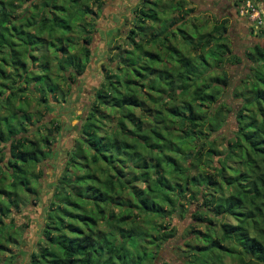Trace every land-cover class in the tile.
Listing matches in <instances>:
<instances>
[{
  "label": "trees",
  "instance_id": "obj_1",
  "mask_svg": "<svg viewBox=\"0 0 264 264\" xmlns=\"http://www.w3.org/2000/svg\"><path fill=\"white\" fill-rule=\"evenodd\" d=\"M188 1L137 0L73 93L106 1L0 0V264H169L177 236L179 264H264V45L231 48L227 18ZM82 87L24 252L53 109Z\"/></svg>",
  "mask_w": 264,
  "mask_h": 264
},
{
  "label": "rangeland",
  "instance_id": "obj_2",
  "mask_svg": "<svg viewBox=\"0 0 264 264\" xmlns=\"http://www.w3.org/2000/svg\"><path fill=\"white\" fill-rule=\"evenodd\" d=\"M105 4L101 12H99L98 26L99 29L94 36V45L92 47L93 53L91 54L89 61L87 63L86 70L82 76L78 77L77 85L73 86V93L77 92L78 86L81 83L89 84L91 79L95 77L97 70H101V64L105 63L108 57L105 56L104 51L107 48L113 47L115 45L112 41L113 37L119 35L121 29L122 16L125 11L131 7L137 0H105ZM196 1H201V5L198 7L204 12L206 19L211 21L213 18L221 19L226 17L228 22V35L231 44V48H235L238 52H242L245 48L250 47L254 43H260L264 45V36L260 35V28H264V18L260 25L250 22L247 17L236 14V3L240 4L238 0H193L192 3L196 4ZM254 1V0H253ZM191 4V1L185 5V7L194 6ZM254 5L260 8L264 12V6L259 1H254ZM250 29V30H249ZM118 42L121 40V36L117 38ZM113 43V44H112ZM121 43V42H120ZM102 58H105V61H101ZM247 67L244 68V64L234 66L230 72L234 78H237L241 74H245ZM81 85V86H84ZM78 90V94L75 96L69 95L66 101L61 100L59 104L55 105V115L59 116L62 123L61 132L56 135V141L53 142L52 148L54 152L51 153V156L44 160V175L40 181V203L35 207L32 205L27 207L24 206L23 210L27 216L21 217L18 216L15 218V221L19 224L28 223L29 225L25 228L24 231V242L22 248L25 251H28L31 244L34 243L35 235L39 227L38 222L41 221L40 211H41V200L48 196V190H50L49 183L52 182L59 172L60 161L64 154V150L69 143L68 133L70 131V126L76 123L78 114L81 110L83 101L85 100V89ZM72 92V91H71ZM79 98V99H77ZM81 101V102H80ZM233 104V103H231ZM31 111V110H29ZM52 111V112H53ZM54 114V113H53ZM233 121H228V127L232 128ZM47 192V193H46ZM180 223V222H179ZM179 223L177 226L179 227ZM180 235V231H178ZM171 241V242H170ZM170 242V243H169ZM168 247L166 251H162V257L169 264H179L177 256L171 251L170 246L175 243H181L182 239L177 236L175 240H169ZM22 259V256L19 258Z\"/></svg>",
  "mask_w": 264,
  "mask_h": 264
},
{
  "label": "built area",
  "instance_id": "obj_3",
  "mask_svg": "<svg viewBox=\"0 0 264 264\" xmlns=\"http://www.w3.org/2000/svg\"><path fill=\"white\" fill-rule=\"evenodd\" d=\"M238 14L247 17L250 22L260 25L264 18V12L256 7L252 1L244 0L237 6Z\"/></svg>",
  "mask_w": 264,
  "mask_h": 264
},
{
  "label": "crops",
  "instance_id": "obj_4",
  "mask_svg": "<svg viewBox=\"0 0 264 264\" xmlns=\"http://www.w3.org/2000/svg\"><path fill=\"white\" fill-rule=\"evenodd\" d=\"M165 3L168 2V0H163Z\"/></svg>",
  "mask_w": 264,
  "mask_h": 264
}]
</instances>
